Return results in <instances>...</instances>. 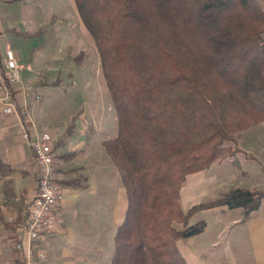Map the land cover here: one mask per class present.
I'll return each instance as SVG.
<instances>
[{
  "label": "trees",
  "instance_id": "1",
  "mask_svg": "<svg viewBox=\"0 0 264 264\" xmlns=\"http://www.w3.org/2000/svg\"><path fill=\"white\" fill-rule=\"evenodd\" d=\"M73 2L96 46L116 114L117 134L102 145L119 172L127 205L114 234L111 264H187L177 242L205 229V219L189 223L196 212L240 207L245 221L264 201V189L237 186L186 210L180 205L186 176L242 152L227 142L264 121V12L255 0ZM85 53L80 50L74 62ZM5 70L0 57L12 95ZM59 82L57 77L45 83ZM79 114L53 149L64 147ZM75 153L59 151L55 157ZM13 170L0 159L5 195L12 190L7 176ZM25 216L22 206L13 231Z\"/></svg>",
  "mask_w": 264,
  "mask_h": 264
},
{
  "label": "crops",
  "instance_id": "2",
  "mask_svg": "<svg viewBox=\"0 0 264 264\" xmlns=\"http://www.w3.org/2000/svg\"><path fill=\"white\" fill-rule=\"evenodd\" d=\"M0 1L13 4V2ZM37 1L39 0L14 2L19 4L32 2L34 4ZM255 1L264 12V0ZM33 12L35 20H37V10L33 8ZM52 18L53 16L51 15L50 20L55 22ZM38 29L43 28L41 25H38L30 31H19L15 27H0V57L2 61L6 48L14 51V48L9 45L5 47L1 45V38L5 30H12L20 35H29L36 41L30 49V56L25 64L23 59L17 57L18 63L21 66V78L11 83L12 95L9 94L5 86V75L0 71V159L15 168L7 176V179L12 181V190H10L8 195L4 194L3 178L0 177V220H2L3 231L6 233L5 235H1L2 243H7L8 256L15 262L16 248L14 244L17 240H14V234L19 239L21 234L16 229L18 225L14 231L12 226L18 217L20 208L23 206L22 203L17 202L28 198L31 199L37 191L38 170L29 142L20 135V128H18L19 120H22L24 123L25 128L30 134L29 138L32 139L37 132L47 131L56 141L71 117L80 112L75 120V129L67 137L64 147L54 148L56 153L70 150H75L76 153L66 159L55 157L56 174L63 197L57 206L54 228L48 233L41 234L36 245L45 251L48 264H111L110 259L113 250L114 234L116 228L122 222L126 210V191L117 168L113 165L110 157L107 158L103 152L102 141L105 139L101 138L94 141V135L100 125L92 117L88 108L89 106L86 107L87 112L85 113V102L81 100L76 110H70L65 117L56 120V118H51V112H43V104L35 100V98L41 100V94L36 87L40 83H45L40 79V76L44 74L43 71H46L50 65L54 68V63L58 61L57 57L60 56L59 51L62 47L53 39L45 42L48 33L46 28L38 35L23 33L34 32ZM35 50L42 51V54H48V57L46 58L45 56L41 60H37L38 63L34 66L32 64V54ZM5 73L8 76L6 70ZM6 93H8L10 100L15 104L17 110H19L16 113L5 114L3 112L2 98ZM36 94H39L38 98ZM256 125H259L264 131V122ZM256 139L258 141L264 140V136L261 137V134H258L256 135ZM241 149L243 150V155L244 152L252 155V158L249 159L258 158L256 153L257 148ZM262 168L264 175L263 165ZM209 169L210 167L186 176L180 190V205L182 202L186 203L189 199L188 203L193 201L191 194L195 189H198V185L195 183L196 178L197 180L206 182L210 178ZM61 179H75L77 183H64ZM190 206H187L186 209ZM212 209H216L223 216L232 210L221 211L219 207H211L199 211ZM258 210L253 212L245 221H240V212L233 220V224L240 223L250 226L252 223L253 226V223H258L259 219L264 222V213L262 215L259 214L258 218L253 219V215ZM7 215H10L11 218L9 222L4 221L3 216ZM22 215L18 217L20 221H22ZM18 224L22 226V223ZM208 227L209 222L207 221V225L201 233L177 242L178 248L187 264H246V256L240 255L241 251L236 250V244L231 246L227 239L223 242L224 255L222 257L214 256L211 258V253H215L214 250L223 241L225 229L222 228L216 236L210 235L208 238H201L206 233ZM240 232V230H237L236 234ZM247 234L255 238L254 229L252 231L249 229ZM21 237L24 239L25 234ZM245 250H247L251 260L249 264H264V255L262 256L260 247L258 251L257 247L253 244L251 248L246 247Z\"/></svg>",
  "mask_w": 264,
  "mask_h": 264
},
{
  "label": "rangeland",
  "instance_id": "3",
  "mask_svg": "<svg viewBox=\"0 0 264 264\" xmlns=\"http://www.w3.org/2000/svg\"><path fill=\"white\" fill-rule=\"evenodd\" d=\"M0 2V27L8 26L15 27L19 31H30L34 27L41 25L43 29L46 28L48 30L45 42L53 39L62 46L60 51L58 48L60 56L57 57L58 61L54 63V68L50 65L46 71H43L44 74L40 76L43 82L53 81L56 77H60V82L55 85L40 83L36 87L41 94V100L36 98L35 100L43 104L42 111L45 113L51 112V118L60 120L61 117L67 115L68 111L76 110L82 100L85 102V113L87 112L86 107L89 106L92 117L100 125L94 135V141L101 138L114 137L117 134L116 114L102 74L99 55L93 39L82 25L73 0H39L34 4L32 2L27 4ZM33 8L37 10V20H35ZM51 15L55 22L50 20ZM35 42V39L31 36L20 35L12 30H5L1 38V45L13 47L15 56L17 55L16 58L23 59L24 64L28 61L30 49ZM80 50H84L86 53L78 64L74 62L73 57ZM32 55V64L34 66L38 63L37 60H41L45 56L46 58L48 57V54H42V51L37 50ZM78 90L80 91L78 92ZM255 125L236 133L235 142L227 143L237 147L240 146L245 150L255 147L257 148L258 158L249 159L242 152H239L235 156L226 157L221 161H214L209 166L208 173L210 178L208 180L204 179L207 180L206 182L196 178L195 183L198 185V189H195L191 194L193 201L188 203L189 199L186 203L182 202V209H186L189 205L213 200L220 196L222 192L237 186L255 185L259 189H264V175L262 173V165L264 166V140L258 141L256 139L258 134L263 137L264 131L259 125ZM102 148L104 154L109 158L103 145ZM29 200L28 198L17 202L23 204L25 212L27 211ZM240 212V207L233 208L223 216L216 209H212L198 211L190 217L189 223H195L200 219H205L206 222H209V227L201 238H208L210 235L216 236L222 228L225 229L223 241L214 250L215 253H211V258L224 255L223 242L226 241L225 239L229 240L231 246L236 244V250L241 251L240 255L246 256V264L251 261L247 250H245L246 247L251 248L254 244L258 251L259 247L261 248V254L262 256L264 255V222L259 219L258 223H253V226L252 223L250 226L240 223L233 224V220ZM263 213L264 201L261 203L258 212L253 215V219L258 218L257 216ZM3 217L4 221L9 222L11 220L10 215ZM2 225V220H0V264H23L17 258L18 250L15 255V262L8 256V245L6 242L2 243L1 235L6 234ZM175 226L180 227L181 224L175 223ZM16 229L18 231L23 230L19 224ZM249 229L250 231L255 230V238L247 234ZM237 230L241 232L236 234ZM23 234H25L24 231H22L21 236Z\"/></svg>",
  "mask_w": 264,
  "mask_h": 264
},
{
  "label": "built area",
  "instance_id": "4",
  "mask_svg": "<svg viewBox=\"0 0 264 264\" xmlns=\"http://www.w3.org/2000/svg\"><path fill=\"white\" fill-rule=\"evenodd\" d=\"M3 63L10 81L20 80V65L12 49L6 48L4 50ZM36 97L38 98L39 94H36ZM2 99L5 114H13L19 111L10 100L8 93ZM18 128H20L22 138L27 140L31 146L38 175L37 191L28 201L25 220L21 226L26 237L22 239L20 236L14 246L18 250L17 258L21 263L48 264L46 253L36 245L35 241L38 240L41 234L48 233L54 228L57 206L63 197L56 174V152L53 149L55 139L47 131L37 132L32 139L29 138L30 134L22 120H19ZM22 231H20V234Z\"/></svg>",
  "mask_w": 264,
  "mask_h": 264
}]
</instances>
